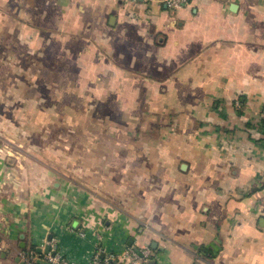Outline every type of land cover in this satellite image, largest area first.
I'll use <instances>...</instances> for the list:
<instances>
[{
  "label": "crops",
  "instance_id": "0c3cea01",
  "mask_svg": "<svg viewBox=\"0 0 264 264\" xmlns=\"http://www.w3.org/2000/svg\"><path fill=\"white\" fill-rule=\"evenodd\" d=\"M263 111L264 0H0V264H264Z\"/></svg>",
  "mask_w": 264,
  "mask_h": 264
},
{
  "label": "built area",
  "instance_id": "2783aa9c",
  "mask_svg": "<svg viewBox=\"0 0 264 264\" xmlns=\"http://www.w3.org/2000/svg\"><path fill=\"white\" fill-rule=\"evenodd\" d=\"M185 0H164L167 6L171 8H178ZM261 117L264 118V111L261 114ZM50 246H55L54 242L51 241ZM56 249V248H55ZM130 261L127 264H146L150 256L149 250L136 251L129 249ZM20 261H23L24 264H39L40 261H43L46 264H77L69 261L61 253H58L56 250H53L52 253L48 252L43 254L42 252H37L33 250L23 251L20 254ZM89 264H122L115 260L114 255H109L107 257H102L100 251H97L92 257Z\"/></svg>",
  "mask_w": 264,
  "mask_h": 264
},
{
  "label": "water",
  "instance_id": "95a60500",
  "mask_svg": "<svg viewBox=\"0 0 264 264\" xmlns=\"http://www.w3.org/2000/svg\"><path fill=\"white\" fill-rule=\"evenodd\" d=\"M38 251L40 252V249H38ZM46 252H48V249H47V251H46ZM16 261L20 262V264H24V262H23V261H20V258H19V257L16 259ZM44 264H46V263H44Z\"/></svg>",
  "mask_w": 264,
  "mask_h": 264
},
{
  "label": "trees",
  "instance_id": "16d2710c",
  "mask_svg": "<svg viewBox=\"0 0 264 264\" xmlns=\"http://www.w3.org/2000/svg\"><path fill=\"white\" fill-rule=\"evenodd\" d=\"M261 120H262V119H261ZM261 124H262V126L264 127V121H263V122L261 121ZM39 264H44V262H43V261H40Z\"/></svg>",
  "mask_w": 264,
  "mask_h": 264
},
{
  "label": "rangeland",
  "instance_id": "374dc122",
  "mask_svg": "<svg viewBox=\"0 0 264 264\" xmlns=\"http://www.w3.org/2000/svg\"><path fill=\"white\" fill-rule=\"evenodd\" d=\"M35 158H36V156H35ZM52 158V157H51Z\"/></svg>",
  "mask_w": 264,
  "mask_h": 264
}]
</instances>
